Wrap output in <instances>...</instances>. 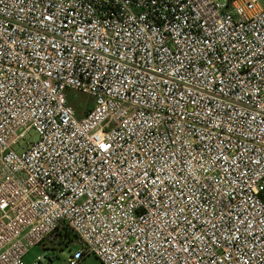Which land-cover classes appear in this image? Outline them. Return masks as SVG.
<instances>
[{
    "label": "built area",
    "instance_id": "obj_1",
    "mask_svg": "<svg viewBox=\"0 0 264 264\" xmlns=\"http://www.w3.org/2000/svg\"><path fill=\"white\" fill-rule=\"evenodd\" d=\"M63 234L65 264H264L262 0H0V264Z\"/></svg>",
    "mask_w": 264,
    "mask_h": 264
},
{
    "label": "rangeland",
    "instance_id": "obj_2",
    "mask_svg": "<svg viewBox=\"0 0 264 264\" xmlns=\"http://www.w3.org/2000/svg\"><path fill=\"white\" fill-rule=\"evenodd\" d=\"M264 2V0H262ZM69 95L77 100L80 101V104L86 108L91 107V101L89 97L85 94L73 92L71 91ZM85 108V109H86ZM78 117L84 116V111L81 109L77 110ZM72 236V235H71ZM73 237V236H72ZM77 245L74 243H70L63 246H57L54 245L52 250L45 249L42 245H38L30 250L29 254L25 257L26 264H32L34 261L38 259V257L43 256L44 254L48 255V257L53 258L52 264H65L67 257L70 255V253L77 250ZM83 264H102L101 260L97 258L96 256H89L85 259Z\"/></svg>",
    "mask_w": 264,
    "mask_h": 264
},
{
    "label": "trees",
    "instance_id": "obj_3",
    "mask_svg": "<svg viewBox=\"0 0 264 264\" xmlns=\"http://www.w3.org/2000/svg\"><path fill=\"white\" fill-rule=\"evenodd\" d=\"M77 110H78V107H76ZM75 242V239L70 235V234H63L61 239H60V242L57 246H63V245H67L70 244V243H74Z\"/></svg>",
    "mask_w": 264,
    "mask_h": 264
}]
</instances>
